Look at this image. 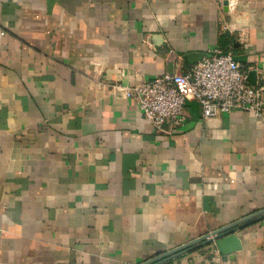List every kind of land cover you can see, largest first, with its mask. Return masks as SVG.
<instances>
[{"label":"crops","instance_id":"obj_1","mask_svg":"<svg viewBox=\"0 0 264 264\" xmlns=\"http://www.w3.org/2000/svg\"><path fill=\"white\" fill-rule=\"evenodd\" d=\"M216 50L264 86V0H0V264H141L264 209V117L189 100L169 136L112 89ZM236 235L264 264V218Z\"/></svg>","mask_w":264,"mask_h":264},{"label":"built area","instance_id":"obj_2","mask_svg":"<svg viewBox=\"0 0 264 264\" xmlns=\"http://www.w3.org/2000/svg\"><path fill=\"white\" fill-rule=\"evenodd\" d=\"M112 89L124 90L123 95L137 103L155 130L169 136L185 123L189 100L199 102L202 122L236 110L264 117V86L249 82L247 68L232 51L216 50L186 72L165 73L135 85L115 83ZM211 254L212 264H233L223 259L218 248Z\"/></svg>","mask_w":264,"mask_h":264},{"label":"water","instance_id":"obj_3","mask_svg":"<svg viewBox=\"0 0 264 264\" xmlns=\"http://www.w3.org/2000/svg\"><path fill=\"white\" fill-rule=\"evenodd\" d=\"M248 80L251 78L248 76ZM264 218V209L259 210L247 217H244L236 222L223 226L213 232L207 233L199 238L182 244L172 250L164 252L154 258H151L141 264H164L172 259L180 257L202 246L216 243L218 249L223 255L224 260H234L235 252L241 248L240 239L236 232L241 230L248 224Z\"/></svg>","mask_w":264,"mask_h":264}]
</instances>
